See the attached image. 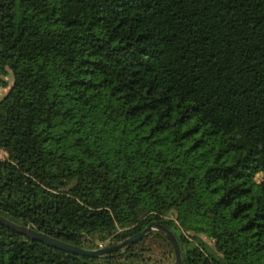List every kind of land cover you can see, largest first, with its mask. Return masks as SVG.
Returning a JSON list of instances; mask_svg holds the SVG:
<instances>
[{
  "label": "trees",
  "instance_id": "1",
  "mask_svg": "<svg viewBox=\"0 0 264 264\" xmlns=\"http://www.w3.org/2000/svg\"><path fill=\"white\" fill-rule=\"evenodd\" d=\"M0 85L3 215L88 248L155 220L182 264H264V0H0ZM175 258L157 229L90 256L0 223V264Z\"/></svg>",
  "mask_w": 264,
  "mask_h": 264
},
{
  "label": "water",
  "instance_id": "2",
  "mask_svg": "<svg viewBox=\"0 0 264 264\" xmlns=\"http://www.w3.org/2000/svg\"><path fill=\"white\" fill-rule=\"evenodd\" d=\"M0 223H2L3 225L7 227H11L12 229L28 236L29 238L43 241L45 243H48L50 245L56 246L58 248H61V249H64L70 252H74V253H78L82 255H90V256H99V255H102L103 253L113 251V250H118L120 248L128 246L140 240L152 229H157L168 237V239L170 240V242L172 243L175 249L176 258L173 264H182V259H183L182 249H181V246L177 239L176 234L167 225H165L162 222L155 221V220L150 221L143 229L135 232L134 234L126 237L125 239L121 241L113 242L111 244H107V245L95 247V248L84 247V246L60 239L58 237H55L49 233H46L44 231H41L29 225L16 222L8 218L7 216L3 215L1 212H0Z\"/></svg>",
  "mask_w": 264,
  "mask_h": 264
},
{
  "label": "rangeland",
  "instance_id": "3",
  "mask_svg": "<svg viewBox=\"0 0 264 264\" xmlns=\"http://www.w3.org/2000/svg\"><path fill=\"white\" fill-rule=\"evenodd\" d=\"M5 77H6V79L9 81V83H12L14 76H13V74L11 73V71H9V72L5 75ZM8 88H9V87H4V86H1V85H0V96H3V95L8 91ZM2 155H4V153H2ZM261 177H262V173H259V174L257 175V179L260 180ZM98 244H99V247H100V246L107 245V244H109V240H102V239H99V240H98ZM155 245H157V246L160 245V246H161V242H158V241L156 240ZM161 248H162V247H161Z\"/></svg>",
  "mask_w": 264,
  "mask_h": 264
}]
</instances>
